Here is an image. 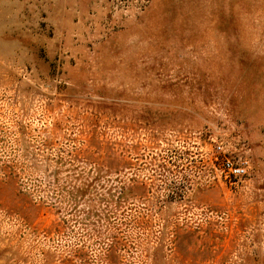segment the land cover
<instances>
[{
	"label": "rangeland",
	"instance_id": "1",
	"mask_svg": "<svg viewBox=\"0 0 264 264\" xmlns=\"http://www.w3.org/2000/svg\"><path fill=\"white\" fill-rule=\"evenodd\" d=\"M0 264H264V0H0Z\"/></svg>",
	"mask_w": 264,
	"mask_h": 264
},
{
	"label": "built area",
	"instance_id": "2",
	"mask_svg": "<svg viewBox=\"0 0 264 264\" xmlns=\"http://www.w3.org/2000/svg\"><path fill=\"white\" fill-rule=\"evenodd\" d=\"M228 167L230 170H232L234 173L239 174L240 172H243L244 169L238 165H233L231 163H228Z\"/></svg>",
	"mask_w": 264,
	"mask_h": 264
}]
</instances>
